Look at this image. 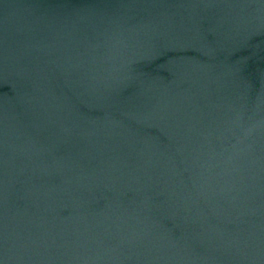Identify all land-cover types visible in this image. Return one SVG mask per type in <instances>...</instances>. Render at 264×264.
Instances as JSON below:
<instances>
[{"label":"water","instance_id":"95a60500","mask_svg":"<svg viewBox=\"0 0 264 264\" xmlns=\"http://www.w3.org/2000/svg\"><path fill=\"white\" fill-rule=\"evenodd\" d=\"M0 264H264V0H0Z\"/></svg>","mask_w":264,"mask_h":264}]
</instances>
